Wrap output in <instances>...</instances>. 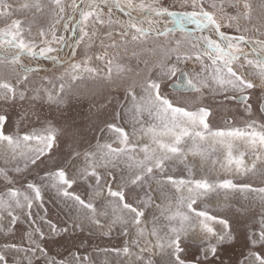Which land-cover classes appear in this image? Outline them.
<instances>
[{
  "label": "snow or ice",
  "instance_id": "snow-or-ice-1",
  "mask_svg": "<svg viewBox=\"0 0 264 264\" xmlns=\"http://www.w3.org/2000/svg\"><path fill=\"white\" fill-rule=\"evenodd\" d=\"M0 264H264V0H0Z\"/></svg>",
  "mask_w": 264,
  "mask_h": 264
},
{
  "label": "rangeland",
  "instance_id": "rangeland-1",
  "mask_svg": "<svg viewBox=\"0 0 264 264\" xmlns=\"http://www.w3.org/2000/svg\"><path fill=\"white\" fill-rule=\"evenodd\" d=\"M189 28H193L192 25L188 26ZM179 76V74H178ZM171 91V89H169ZM208 102L216 104V101H212L211 98H207ZM242 108V105H241ZM231 109L232 112H236V105L235 104H229L225 108H220L217 106L216 111L218 113L216 117V123L217 124H223L225 120L231 121L232 116L228 114V110ZM38 111H41L43 115H53L54 112L52 109H49L47 105H43L41 108L37 109ZM88 110V101L82 100L78 101L76 98H70L68 102V107L66 109V115L74 116L75 117V124L79 128L80 134L82 136H90L95 134L99 138L98 133H92L91 125L86 119V113ZM11 112L12 109H9ZM16 111H19V106H17ZM211 120V117L209 118ZM37 126H39L37 124ZM63 147V144L61 145ZM73 243L80 249V251L83 253L84 249L87 248L88 252L91 253L92 249L96 247L97 244H108L109 242L107 240L99 239L95 236L89 237L86 233L84 234H77L76 239L73 241L72 239H68L64 244L55 246L58 251H64L65 247L71 246ZM119 239H113L111 241L112 245L118 244ZM74 251L76 249H73ZM240 247L237 246L235 250H230L226 254L221 253V256L227 261L229 257H235L236 254L239 253Z\"/></svg>",
  "mask_w": 264,
  "mask_h": 264
}]
</instances>
